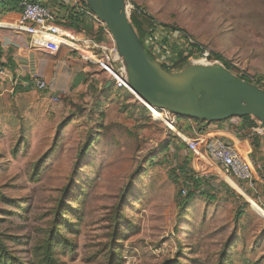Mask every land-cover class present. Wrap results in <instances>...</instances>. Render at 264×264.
<instances>
[{
    "label": "rangeland",
    "instance_id": "obj_1",
    "mask_svg": "<svg viewBox=\"0 0 264 264\" xmlns=\"http://www.w3.org/2000/svg\"><path fill=\"white\" fill-rule=\"evenodd\" d=\"M127 3L129 14L137 6L153 17L154 40L145 42L158 63L170 65L177 59L171 47L184 46L185 32L202 47L194 48L189 60H200L206 51L209 61L264 90V0ZM162 25L178 30L165 32ZM110 42L108 37L105 43ZM94 77L81 93L56 101L34 89L0 95V190L12 199L0 201V230L18 237V243L8 246L23 264H29L28 238L38 217L54 205L72 174L74 196L65 205L73 203L75 216L68 217L81 221H74L68 233L74 249L58 251L60 264H103L91 245L105 230L103 213L129 185L118 264H160L175 260L178 252L186 264H193L191 259L217 264L226 242L225 264H264V212L259 214L248 201L264 211L263 184L245 190V184L223 179L210 159L193 155L176 133L191 136L197 130L191 118L178 119L171 130L152 119L151 110L143 114L133 109L143 104L131 92L116 89L104 74ZM102 88L110 91L109 97ZM248 158L264 173L263 149L251 147Z\"/></svg>",
    "mask_w": 264,
    "mask_h": 264
},
{
    "label": "water",
    "instance_id": "obj_2",
    "mask_svg": "<svg viewBox=\"0 0 264 264\" xmlns=\"http://www.w3.org/2000/svg\"><path fill=\"white\" fill-rule=\"evenodd\" d=\"M84 1L109 33L125 67L127 84L144 106L207 123L249 115L262 130L260 149L264 150L263 89L220 62L187 60L168 71L140 42L127 0Z\"/></svg>",
    "mask_w": 264,
    "mask_h": 264
},
{
    "label": "crops",
    "instance_id": "obj_3",
    "mask_svg": "<svg viewBox=\"0 0 264 264\" xmlns=\"http://www.w3.org/2000/svg\"><path fill=\"white\" fill-rule=\"evenodd\" d=\"M33 1L49 5L56 14V22L75 40L83 41L88 37L95 39L96 32L102 28L103 41L98 43H105L108 40L102 23L88 7L83 5L84 0ZM0 2L6 3L5 7H0V65L6 70V74L0 76V95L5 91L19 92L34 89L31 81L37 77L46 81L47 89L34 90L42 95L49 94L56 101L59 96L81 93L89 82H95L94 76L101 77L104 74L96 65L88 62L78 49L62 41L54 40L41 50H32L29 47V35L8 26L17 23L20 18L18 0ZM14 5L16 7H12ZM70 16L72 18L76 16L71 27H69ZM80 45L77 43V46ZM191 123L197 124L195 119H192ZM245 127L247 130L248 127L243 120L235 116L223 121L210 122L208 127L200 132L209 131L211 134L236 140L238 144L246 141L248 146L245 152L249 153L251 145L245 138L243 129ZM259 137L261 139V136ZM212 166L224 179L221 169L215 164ZM261 183L264 187V182Z\"/></svg>",
    "mask_w": 264,
    "mask_h": 264
},
{
    "label": "trees",
    "instance_id": "obj_4",
    "mask_svg": "<svg viewBox=\"0 0 264 264\" xmlns=\"http://www.w3.org/2000/svg\"><path fill=\"white\" fill-rule=\"evenodd\" d=\"M83 5L87 7L85 1H83ZM5 2H0V7H5ZM12 7H16L15 5ZM76 17V16H75ZM75 17H69L70 25L74 21ZM78 19V18H77ZM130 19L132 22V25L139 37V40L142 44H144L147 48L145 39H147L148 44L150 45L152 40H154V33L156 32L155 29V21L151 15L146 13L143 9H140L139 7L135 6L134 10L131 11ZM165 32L168 31H176L178 28L176 27H170L167 25H162ZM103 29V28H102ZM102 29H99L96 32L95 39L97 42L103 41V34ZM182 32V31H181ZM182 37L184 38L183 44L184 46L180 45H172L171 49L176 54L177 59H174L172 64H166L164 61H160V65L168 70L173 71L176 68H178L181 64L189 60L193 55L194 48L196 50H202V47L199 44L192 43L188 36L185 34V32H182ZM164 42V47L167 48L169 45L167 43V37L165 36L164 39H162ZM151 53V52H150ZM186 54V55H184ZM211 55H216L219 57V55L211 52ZM241 78H244L248 81H250L247 77L241 76ZM122 90V89H118ZM126 92V91H125ZM102 94H104L106 97L110 96V91L104 90L102 88L101 91ZM125 94V93H123ZM128 94V93H126ZM133 109H137L138 113L142 112L145 114V112H148L146 107L142 105L141 108H138L135 106ZM131 109L130 116L134 117V111ZM135 118V117H134ZM240 118L243 120L244 124L248 127L246 130V127L244 129L245 138H247L250 142L251 147L255 151H259L260 149V137L256 135L254 132L251 131V127L256 126V123L254 119L251 118L249 115L240 116ZM195 122L198 124V130L201 131L204 128L208 127L209 123L200 121L195 119ZM87 144H85L82 147V150L80 151L79 157L83 156L86 150ZM264 172V171H263ZM78 173V169L75 166V172ZM262 173V171H261ZM264 175V173H262ZM73 176V174H72ZM69 177V181L65 186L61 189L62 194L58 195L54 200V205L48 209L47 212L40 215L37 219L39 221V224L34 226L33 231L30 233L28 238V244L29 248L27 250L28 256H29V264H60L58 259V251L60 249L67 248L70 251H72L73 244L72 240L68 237V233L72 230V225L74 221H81L80 218L75 217V219H71L68 217V215H71L72 218L75 216L76 207H73V203H71L69 206L65 205L67 200L71 199L72 195L71 191L73 189V177ZM130 185L125 189V192L122 193L119 197V200L110 207V209L103 213V216L101 217L100 221L105 222L103 225V228L105 229L103 234L97 239L92 245V252L99 256L103 264H118L119 255L118 250L120 248V239L122 235L121 231V214H122V208L123 206H126V202L124 201L125 198L129 197L128 194L130 190ZM125 195L126 197L122 198V196ZM191 193L188 195L190 196ZM12 199L7 196L6 193L2 192L0 190V201L1 203H9ZM188 201L186 200L183 203H180V209H182ZM66 209V210H65ZM2 209H0L1 211ZM237 216H239L241 213L240 211L237 212ZM79 228L77 227L75 230V233L78 232ZM19 239L14 234L6 233L0 230V264H23V260L20 257V255L17 254V252L13 249H10L8 246L10 243H18ZM230 243L226 242L225 246L223 247L222 251L220 252L217 264H225L228 259V248ZM180 248L181 245L179 244ZM183 255V252H178L176 254V259L171 261H166L160 264H186L184 262L179 261V257ZM177 260V261H176ZM192 263L195 264L196 260L191 259Z\"/></svg>",
    "mask_w": 264,
    "mask_h": 264
},
{
    "label": "built area",
    "instance_id": "obj_5",
    "mask_svg": "<svg viewBox=\"0 0 264 264\" xmlns=\"http://www.w3.org/2000/svg\"><path fill=\"white\" fill-rule=\"evenodd\" d=\"M18 7L21 11L18 22L8 26L15 31L27 33L30 37L29 47L32 50H41L54 40L72 45L81 52L88 62L96 65L116 89L127 90L132 93L127 84V74L123 62L103 23L102 25L111 41L109 44L98 43L92 37L78 41L67 34L64 28L56 22V14L49 5L33 0H18ZM77 43L81 45L77 46ZM202 56V62H218L209 61V54L206 51H204ZM5 74L6 70L0 65V76ZM31 83L32 87L38 91L47 89V83L44 79L36 77L32 79ZM145 107L151 110L149 106ZM155 108L160 116L155 117L149 111L150 117L164 122L171 130L175 131L178 119H188V117H182L157 107ZM251 131L258 136L262 135V130L257 125L251 127ZM176 133L193 155L202 160L210 159L221 169L224 177H229L238 184H245V190H255L258 183L264 182L262 173L254 168L248 158L249 153H243L236 140L214 135L209 131L200 132L194 130L191 136L183 135L177 130ZM182 192L185 193V190Z\"/></svg>",
    "mask_w": 264,
    "mask_h": 264
},
{
    "label": "bare ground",
    "instance_id": "obj_6",
    "mask_svg": "<svg viewBox=\"0 0 264 264\" xmlns=\"http://www.w3.org/2000/svg\"><path fill=\"white\" fill-rule=\"evenodd\" d=\"M127 11H129V7H127ZM203 61V59L201 60H194V62H201V63H204V64H212L211 62H208V63H206V62H202ZM215 63V62H214ZM125 68V67H124ZM150 107H151V113H152V115H154L155 117H159L160 116V114H159V112H158V110L153 106V105H149ZM223 132V131H222ZM239 148H240V150H242V152L244 153L245 152V149L247 148V143H246V141H242V142H239ZM235 187H236V189H239V191H240V193H243L246 197H248L243 191H242V189L241 188H239L238 186H236L235 185ZM248 201L250 202V205H251V207H253V209H255V211H257L259 214H261L262 212H264L261 208H258L257 206H256V204L252 201V200H250V198L248 199Z\"/></svg>",
    "mask_w": 264,
    "mask_h": 264
}]
</instances>
